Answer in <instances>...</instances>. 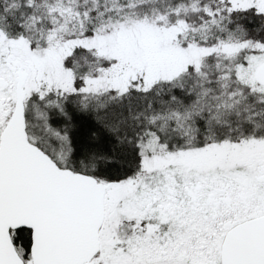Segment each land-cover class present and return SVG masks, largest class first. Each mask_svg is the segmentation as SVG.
I'll return each mask as SVG.
<instances>
[{"label": "snow or ice", "instance_id": "6c2138e0", "mask_svg": "<svg viewBox=\"0 0 264 264\" xmlns=\"http://www.w3.org/2000/svg\"><path fill=\"white\" fill-rule=\"evenodd\" d=\"M0 264H264V0H0Z\"/></svg>", "mask_w": 264, "mask_h": 264}]
</instances>
